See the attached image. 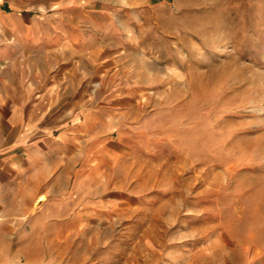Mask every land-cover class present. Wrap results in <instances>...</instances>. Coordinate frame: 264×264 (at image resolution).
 I'll list each match as a JSON object with an SVG mask.
<instances>
[{
  "label": "rangeland",
  "instance_id": "rangeland-1",
  "mask_svg": "<svg viewBox=\"0 0 264 264\" xmlns=\"http://www.w3.org/2000/svg\"><path fill=\"white\" fill-rule=\"evenodd\" d=\"M54 6L73 131L8 139L0 264H264V0H8Z\"/></svg>",
  "mask_w": 264,
  "mask_h": 264
},
{
  "label": "crops",
  "instance_id": "crops-1",
  "mask_svg": "<svg viewBox=\"0 0 264 264\" xmlns=\"http://www.w3.org/2000/svg\"><path fill=\"white\" fill-rule=\"evenodd\" d=\"M53 8V17L34 18L32 22L40 27L35 31L30 23V12L13 10L8 7V0H0V192L8 193V170L15 166L19 170L23 166L8 162V139L64 138L73 131L63 128L58 114L53 118L52 108L60 102L61 95L56 91L69 88L68 82L61 84L53 80L54 75H70L75 70L71 61L76 25L71 18L62 17L60 10L54 11L55 6ZM43 26L50 28L43 29ZM30 38L53 43L45 46L47 49L30 50L27 44ZM45 54L56 62L46 68L47 74H52L47 78L49 81L41 78V70L46 65L29 60L39 59V55L44 58Z\"/></svg>",
  "mask_w": 264,
  "mask_h": 264
}]
</instances>
